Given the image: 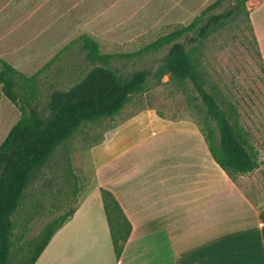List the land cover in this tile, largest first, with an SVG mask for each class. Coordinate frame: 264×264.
Segmentation results:
<instances>
[{
  "label": "rangeland",
  "instance_id": "obj_1",
  "mask_svg": "<svg viewBox=\"0 0 264 264\" xmlns=\"http://www.w3.org/2000/svg\"><path fill=\"white\" fill-rule=\"evenodd\" d=\"M41 1L0 0V57L26 76L33 75L56 57L39 77L44 101L51 90L64 88L88 71L80 43L58 54L82 34L96 41L102 53H134L159 37L187 26L216 0H81L76 5L65 0L59 5H48L49 9L47 5L42 9ZM229 1L224 0L213 13L227 10ZM249 2L245 4L247 10ZM248 17L249 21L241 13L226 19L195 56L207 88L213 86L226 101L234 104L241 126L259 151L261 169L254 178L264 191V70L251 29L257 11ZM179 41L186 43L184 38ZM166 51L164 48L141 58H122L114 66L124 74L154 72ZM194 105H200V101L189 104L187 95L167 76L159 81L150 77L143 90L132 95L119 114L82 127L57 149L25 192L17 212L24 237L16 243L13 261L23 260L27 248L47 224L76 208L85 195L94 191L98 175L95 164L101 156L93 155L99 154L102 146L123 131L115 148H111L121 149L124 140L131 141L155 126V117L191 119L202 127ZM18 118V109L0 92V143ZM128 122H131L129 127ZM21 232L18 229L15 233Z\"/></svg>",
  "mask_w": 264,
  "mask_h": 264
},
{
  "label": "crops",
  "instance_id": "obj_2",
  "mask_svg": "<svg viewBox=\"0 0 264 264\" xmlns=\"http://www.w3.org/2000/svg\"><path fill=\"white\" fill-rule=\"evenodd\" d=\"M62 1L42 0V9ZM248 11H257L251 29L264 68V0H251ZM154 119L155 126L121 149L111 150L123 131L93 155L101 156L94 191L34 264H264V191L254 178L260 157L258 169L233 182L193 120ZM100 188L111 192L131 225L118 259Z\"/></svg>",
  "mask_w": 264,
  "mask_h": 264
},
{
  "label": "trees",
  "instance_id": "obj_3",
  "mask_svg": "<svg viewBox=\"0 0 264 264\" xmlns=\"http://www.w3.org/2000/svg\"><path fill=\"white\" fill-rule=\"evenodd\" d=\"M230 0L228 9L219 14L224 0L205 7L187 26L175 29L130 54H105L88 35L82 34L67 47L80 43L87 72L64 87L53 89L43 101L40 75L56 57L30 76L19 72L0 59V92L19 111V118L0 143V264H34L54 233L73 215L69 210L58 220L47 224L40 236L25 246L23 260L12 259L16 243L24 237L17 217L23 196L38 174L47 166L57 149L66 144L82 127L110 119L120 113L131 96L142 91L150 77L159 81L167 76L187 95L189 104L200 114V131L209 153L220 169L233 181L259 167L258 150L243 129L234 104L226 101L207 83L197 68L199 48L208 36L229 18L241 13L249 21L246 2ZM184 38L186 43L179 40ZM167 48L154 72L141 70L121 73L116 60L141 58ZM264 70V68H263ZM103 210L115 258L127 242L131 225L111 192L100 188ZM22 232L16 234V230Z\"/></svg>",
  "mask_w": 264,
  "mask_h": 264
}]
</instances>
